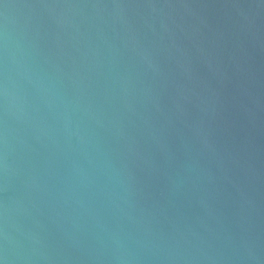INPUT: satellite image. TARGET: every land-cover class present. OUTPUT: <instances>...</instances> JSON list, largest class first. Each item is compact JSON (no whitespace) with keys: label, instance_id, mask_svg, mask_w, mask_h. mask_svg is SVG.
Listing matches in <instances>:
<instances>
[{"label":"water","instance_id":"95a60500","mask_svg":"<svg viewBox=\"0 0 264 264\" xmlns=\"http://www.w3.org/2000/svg\"><path fill=\"white\" fill-rule=\"evenodd\" d=\"M0 264H264V0H0Z\"/></svg>","mask_w":264,"mask_h":264}]
</instances>
